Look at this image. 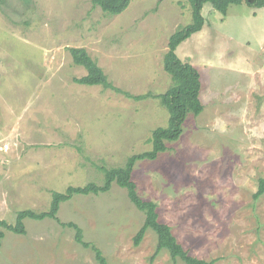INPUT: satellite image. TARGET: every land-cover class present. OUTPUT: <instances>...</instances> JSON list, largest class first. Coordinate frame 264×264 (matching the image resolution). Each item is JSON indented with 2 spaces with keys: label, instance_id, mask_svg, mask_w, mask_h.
<instances>
[{
  "label": "rangeland",
  "instance_id": "rangeland-1",
  "mask_svg": "<svg viewBox=\"0 0 264 264\" xmlns=\"http://www.w3.org/2000/svg\"><path fill=\"white\" fill-rule=\"evenodd\" d=\"M202 28L177 56L200 74L203 110L188 113L180 136L155 159L136 161L138 194L190 255L211 264H264V6L245 0L226 13L205 3ZM191 21L188 0H130L108 14L92 0H0V218L48 210L52 191L103 183L99 167L151 149L168 122L156 95L171 84L162 58L168 38ZM70 47H84L124 92L74 79L86 74ZM106 264H185L155 252V232L134 236L144 214L125 188L73 195L60 204ZM3 229L0 264H100L59 222L24 219Z\"/></svg>",
  "mask_w": 264,
  "mask_h": 264
},
{
  "label": "trees",
  "instance_id": "trees-1",
  "mask_svg": "<svg viewBox=\"0 0 264 264\" xmlns=\"http://www.w3.org/2000/svg\"><path fill=\"white\" fill-rule=\"evenodd\" d=\"M243 0H188L191 10V21L178 26L169 36L167 50L163 54V69L170 75L171 84L157 97L163 107L168 112V122L164 127H156L152 130L149 142L151 149L133 154L128 157L125 164L115 167L101 166L99 169L103 173V183L88 182L83 186L69 185L64 192L52 191L51 201L48 210L34 211L32 209L18 210L14 223H8L0 218V246L4 237L3 229H7L17 234L26 232L24 219L42 220L51 218L59 222L62 226L71 227L74 230V240L84 248L93 250L95 258L100 264H106V260L101 250L94 244L85 241L82 236V229L73 221L62 222L57 216L60 204L67 201L73 195L99 194L110 189L113 183L125 188L129 200L137 209L143 212L144 218L140 229L134 236V245H138L146 229H152L157 238L155 252L165 249L169 252L173 260L180 259L185 264H211L213 261H205L190 255L183 249L176 237L172 234L170 226L161 222L158 218L157 205L151 200H144L140 197L136 189V183L132 179V171L136 161L141 159H155L159 153L167 149L166 143L176 140L181 132L182 125L187 114L198 115L203 110V104L199 99L201 87L200 74L196 67L188 61L181 60L176 54L177 46L199 31L205 23L202 16V8L205 3L225 14L231 4H239ZM250 6L262 7L264 0H245ZM93 5H98L108 14H119L129 5L130 0H92ZM69 52L74 64L83 66L86 74L80 78H75L77 83L84 85H100L103 88H110L122 92L128 97L136 100L143 99L145 94L132 95L115 87L107 78V75L97 62L89 55L84 47H70ZM264 194V177H260L257 189L253 193V198L257 199Z\"/></svg>",
  "mask_w": 264,
  "mask_h": 264
}]
</instances>
